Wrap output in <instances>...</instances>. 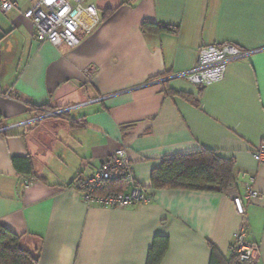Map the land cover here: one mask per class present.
<instances>
[{
  "label": "crops",
  "instance_id": "1",
  "mask_svg": "<svg viewBox=\"0 0 264 264\" xmlns=\"http://www.w3.org/2000/svg\"><path fill=\"white\" fill-rule=\"evenodd\" d=\"M14 1L0 12V228L38 264H148L158 237L167 240L158 264H209L213 249L232 256L233 234L244 227L264 264V163L251 154L264 142V0H121L106 8L86 0L99 21L78 31L74 47L37 41L23 16L31 0ZM106 9L114 12L102 20ZM143 22L175 32L143 31ZM223 43L245 55L227 63L222 80L200 87L181 76L203 44ZM120 145L152 201L87 206L73 183ZM203 149L233 161V186L152 188L165 159ZM13 158L29 161L30 172ZM249 187L258 197L244 199L238 214L232 198Z\"/></svg>",
  "mask_w": 264,
  "mask_h": 264
},
{
  "label": "built area",
  "instance_id": "2",
  "mask_svg": "<svg viewBox=\"0 0 264 264\" xmlns=\"http://www.w3.org/2000/svg\"><path fill=\"white\" fill-rule=\"evenodd\" d=\"M86 0H31L30 7L23 16L30 20L34 27V35L39 42H48L54 46L66 44L74 47L79 44L78 31L90 32L98 23L99 16L93 5H86ZM14 0H0V12L5 13L15 8ZM84 17L89 21L84 22ZM245 55L238 46L231 43L203 44L198 50L193 69L181 74L190 83L204 87L223 79L227 63ZM86 80L91 81L92 73L86 69L83 72ZM63 110L45 112L42 116L59 115ZM6 126L0 128L5 131ZM253 158L264 163V142L251 151ZM120 182L130 187L128 191L106 190L109 183ZM31 180L25 181V187L30 186ZM87 206L104 208H127L151 202L153 195L142 186L134 184L132 165L127 148L120 145L108 158L87 178L73 183ZM258 197V192L252 187L247 188L241 195L232 198L238 214L245 213L243 200ZM231 251L241 260L257 264L258 245L246 236V230L241 227L233 234Z\"/></svg>",
  "mask_w": 264,
  "mask_h": 264
},
{
  "label": "trees",
  "instance_id": "3",
  "mask_svg": "<svg viewBox=\"0 0 264 264\" xmlns=\"http://www.w3.org/2000/svg\"><path fill=\"white\" fill-rule=\"evenodd\" d=\"M113 12L112 9L104 10L102 20L108 18ZM154 27L157 31L175 32V28L168 25H152L149 22H143L141 25L143 31ZM5 126L6 123L0 116V128ZM0 132L4 133V131ZM12 161L15 167H18V163L21 162L25 172H30L31 165L26 159L13 158ZM234 183L233 161L220 158L214 152L204 149L165 159L160 167L151 173V185L154 189L175 188L225 192ZM120 184V182L109 183L106 190L121 191ZM166 247V238H156L150 250L148 264H158ZM0 264H38V258L21 245L20 238L16 234L0 228ZM209 264L251 263L241 260L234 252L228 260L219 258L213 249Z\"/></svg>",
  "mask_w": 264,
  "mask_h": 264
},
{
  "label": "rangeland",
  "instance_id": "4",
  "mask_svg": "<svg viewBox=\"0 0 264 264\" xmlns=\"http://www.w3.org/2000/svg\"><path fill=\"white\" fill-rule=\"evenodd\" d=\"M103 3V7L106 8V7H109V6H114L116 4L117 1H121V0H102Z\"/></svg>",
  "mask_w": 264,
  "mask_h": 264
}]
</instances>
